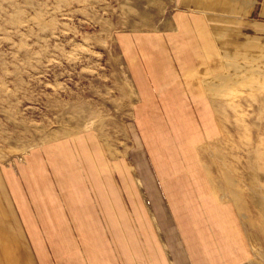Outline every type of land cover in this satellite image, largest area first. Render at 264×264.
<instances>
[{"label":"crops","instance_id":"0c3cea01","mask_svg":"<svg viewBox=\"0 0 264 264\" xmlns=\"http://www.w3.org/2000/svg\"><path fill=\"white\" fill-rule=\"evenodd\" d=\"M170 3L162 28L114 35L134 100L125 152L83 131L0 164V264L251 260L213 166L239 100L264 90V0Z\"/></svg>","mask_w":264,"mask_h":264},{"label":"rangeland","instance_id":"374dc122","mask_svg":"<svg viewBox=\"0 0 264 264\" xmlns=\"http://www.w3.org/2000/svg\"><path fill=\"white\" fill-rule=\"evenodd\" d=\"M170 2L0 0V164L83 131L125 152L134 100L114 35L162 28ZM238 106L213 170L234 188L247 264H264V90Z\"/></svg>","mask_w":264,"mask_h":264}]
</instances>
